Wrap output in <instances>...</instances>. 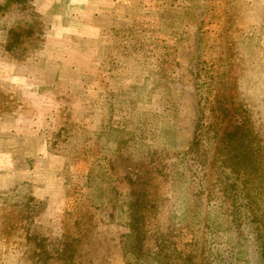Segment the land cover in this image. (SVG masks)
<instances>
[{"label": "rangeland", "instance_id": "1", "mask_svg": "<svg viewBox=\"0 0 264 264\" xmlns=\"http://www.w3.org/2000/svg\"><path fill=\"white\" fill-rule=\"evenodd\" d=\"M15 2L0 264H264V0Z\"/></svg>", "mask_w": 264, "mask_h": 264}, {"label": "trees", "instance_id": "2", "mask_svg": "<svg viewBox=\"0 0 264 264\" xmlns=\"http://www.w3.org/2000/svg\"><path fill=\"white\" fill-rule=\"evenodd\" d=\"M16 2L15 3H20V2H23L25 0H15ZM239 154H241V152H239ZM202 190H206L204 184H202L200 187H199V191L201 192ZM202 197V196H201Z\"/></svg>", "mask_w": 264, "mask_h": 264}]
</instances>
